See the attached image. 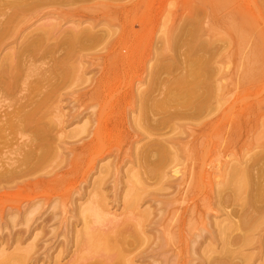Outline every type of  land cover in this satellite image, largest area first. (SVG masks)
I'll return each mask as SVG.
<instances>
[{
  "label": "rangeland",
  "instance_id": "rangeland-1",
  "mask_svg": "<svg viewBox=\"0 0 264 264\" xmlns=\"http://www.w3.org/2000/svg\"><path fill=\"white\" fill-rule=\"evenodd\" d=\"M23 2L0 0V112L24 103L44 134L39 158L8 174L6 162L23 155L12 145L22 123L0 130V264H95L106 236L123 264H215L220 229L240 210L217 189L245 166L263 183L264 0ZM179 28L209 44L211 83L224 95L199 116L155 109L183 72L185 46L165 47ZM16 61L33 73L13 88ZM35 179L43 184L21 190ZM262 214L238 246L249 260L234 263L264 264Z\"/></svg>",
  "mask_w": 264,
  "mask_h": 264
},
{
  "label": "bare ground",
  "instance_id": "bare-ground-1",
  "mask_svg": "<svg viewBox=\"0 0 264 264\" xmlns=\"http://www.w3.org/2000/svg\"><path fill=\"white\" fill-rule=\"evenodd\" d=\"M40 1H42V0H33L34 4H37ZM17 2H18L19 7H24L26 5V4H24L23 0H17ZM111 11L114 12V10H111ZM183 29L184 28H179V29H177L176 32L170 33L166 39V42H165L166 49L172 50L171 52H174L182 44L185 46L187 55L184 58V62H183V68H182L183 72H182V74H180V76L178 78L174 79L171 82L169 88L167 87L168 91L166 93L164 92L165 94L163 93L164 98L162 99V101L159 100L158 103L156 102L157 105H155V106L157 108H155V109L160 110V111H165L167 109H175V110L183 109V111H174L173 113H174V116H176V117L180 115V116H183V118H184V115H185V117H186V115L187 116L191 115V117L199 116L198 114L209 105V103L211 102L214 95H215V97L218 98L217 102H220L221 100H223L224 95L219 94L216 96L217 93L216 92L214 93V88L212 85L213 82L211 81V72L214 73L213 72L214 69H212L210 67L209 58L204 57L206 51L208 50L207 47L209 46V44H207V42H200V41L196 40L195 34H193L194 29L192 32H183L184 31ZM86 32L81 33V34L85 35L87 40L93 39V36H91L89 33H86ZM42 33H43L42 36H45L44 34L46 33V31H43ZM81 34L73 35L72 39L77 40L78 38H80V36H83ZM182 38L186 39V41H184V43H183ZM39 43H40V40L34 41L31 45V50L38 49ZM205 48L207 50H205ZM45 50L47 51L48 49L45 48ZM159 59H161V56ZM172 59L169 61V63H167L163 66L164 69H166V68L169 69L171 67L174 68L177 66V65L174 66L176 63L175 62L176 59L175 58H172ZM23 61H25V60H23ZM21 62H22V60H21ZM21 62L16 61L15 65H14L15 73L10 75V77L8 79V81L10 82L9 86H11V87H13L15 84L21 85V87H22V85L25 82V79H27L33 73V67H30L31 65H28V66L22 65L21 66V65H19ZM25 63H26V61H25ZM12 68L13 67H11V69ZM0 78H1V76H0ZM3 79L4 78H2L1 80H3ZM212 79H213V77H212ZM18 90L19 89L17 88L16 91H18ZM21 90H23V88ZM25 99H27V98H25ZM25 99H24V102L26 101ZM139 103L141 104V106L146 104V92L143 93L141 98H139ZM23 104L16 109L18 112L15 113V115L12 112V110L14 108L11 110L12 113L6 112L3 110H2L3 112H0V130L4 126L5 127L10 126V125L13 126V122H15L14 125L18 124V122L22 123L21 124L22 129H20V131L18 133V137L16 139H13L16 141L12 142L11 139L8 141L12 142V145H14L17 148V151H19V153L23 152V155H22V158H20V160H16V161H13L10 163L6 162L7 169L5 168L4 170L8 174L13 173L15 171L14 169H16V168L18 169V167L24 166L23 168H27L26 166H28L27 165L28 161H31L34 159L37 160L39 158V156H37V153L39 152L41 143L43 141V139L41 141H37L38 140L37 138L43 137L44 129L40 130V129H36L35 127L33 128V126L32 127L29 126L30 121L28 119H31L32 113H31V111L29 114H28V112H24V109H26L27 106H25ZM170 114H171V112H170ZM17 127L19 128V126H17ZM11 128H13V127H11ZM5 130L3 129V131H5ZM12 130H14V129H12ZM26 133H30V135L32 134L34 136L33 139H31V137H30L29 140H27V142L25 141L21 144H18L19 142L17 143V141L21 140L22 137H25L26 135H24V134H26ZM45 133H47V132L45 131ZM9 134H10V132H9ZM27 135H29V134H27ZM1 140H2V138H1ZM2 144H4V143H2ZM160 144L161 143H159L158 146H156L157 148L153 149V150L155 152H157V154L167 155V150L165 149L164 146H162V144L161 145ZM7 146L8 145H6V147ZM7 149H8V147H7ZM15 149H14V151H15ZM2 150L3 149L1 148V151ZM10 153H11V151H10ZM170 153H171V151H170ZM14 154H17V153H14ZM172 157H174V156H172ZM164 160H165V157H164ZM159 163H161V162H159ZM6 166L2 162V157H0V169L4 168ZM158 166H160V165H158ZM4 170L2 173H4ZM0 171H2V170H0ZM2 173L0 172V180L2 178V175H1ZM14 175H16V174H14ZM20 176H23V174L22 175L20 174ZM260 178L262 179L263 183L261 182L260 184H258L257 182L254 181V178L252 177L250 170L247 169L246 166H245V169L240 168V167L239 168H233L230 171V173L228 174V176L225 179V181L223 182V184L220 186V188L217 189V196H219V198H221V197L224 198L223 195L226 194V192L228 193L226 200H229L230 201L229 203H231V204L237 205L238 208H240V210H239L240 214H238L239 211L237 213H235V214L239 215V216H237L238 218H236V219H238L237 222L229 220V222L222 229H220V231H221L220 236L222 234L224 236V239L222 242V238H220L221 242H222L221 254H220L221 256L219 257V259L216 260L215 264L216 263L217 264H236L233 262V259H234V256H236V254L240 255V252L238 250L239 249L238 246H242L243 244L248 243V241L250 239L249 233H251L250 231L254 227L253 226L254 223H256L258 221L257 220L258 215L260 216V214L264 213V176L261 175ZM2 181L3 180H1V183H2ZM41 184H43V180H36L35 179L32 183L26 182V183L21 184L22 185L21 190L22 191L23 190L28 191L29 189L32 190L31 188H34V187L39 186ZM19 189H20V187H19ZM234 207H236V206H234ZM112 223H114V222H112ZM117 224L118 223H116L114 226H117ZM124 226H125V224L123 223V224H121V226L117 227L116 232H115L116 235L115 236L113 235L114 236L113 240H115V244H116V242L121 241V240L116 241V236L119 237V235L123 232V229L126 228V227L124 228ZM133 227L135 228V226H133ZM112 231H114L113 228H112ZM239 232L241 234H238ZM234 233H237L238 235H234ZM121 238H122V234H121ZM105 241L107 242V246H105L103 249H101V253H103L104 255H102L103 257L100 256L101 257L100 260L97 261L95 264H117V263H120L121 260H122L121 264H123L124 260L120 258V255L117 251L118 249H116V245L114 246L111 244L113 242L112 238H110L109 236H106ZM250 241H251V239H250ZM121 249L123 251V248H121ZM122 254H123V252H122ZM241 260H242V262L245 263L247 260H249V258H247L246 256L240 255V261ZM237 264H238V262H237ZM240 264H242V263H240Z\"/></svg>",
  "mask_w": 264,
  "mask_h": 264
}]
</instances>
